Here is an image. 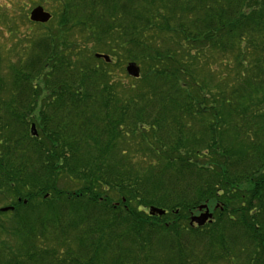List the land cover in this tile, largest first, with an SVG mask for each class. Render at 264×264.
I'll return each mask as SVG.
<instances>
[{
	"label": "trees",
	"instance_id": "trees-1",
	"mask_svg": "<svg viewBox=\"0 0 264 264\" xmlns=\"http://www.w3.org/2000/svg\"><path fill=\"white\" fill-rule=\"evenodd\" d=\"M33 1L52 19L0 53V198L44 209L0 223V264H264V0Z\"/></svg>",
	"mask_w": 264,
	"mask_h": 264
},
{
	"label": "rangeland",
	"instance_id": "rangeland-1",
	"mask_svg": "<svg viewBox=\"0 0 264 264\" xmlns=\"http://www.w3.org/2000/svg\"><path fill=\"white\" fill-rule=\"evenodd\" d=\"M33 2H34L33 0H0V53L3 55V57L5 56L6 60L8 58L7 50L10 51L12 54L14 50L17 49V45L19 46L18 48L19 53L23 51L24 48L28 50L32 43V38H35V31L32 29H37L38 26L33 21H31L29 18L30 11L35 6L34 4H32ZM50 6L51 5H48L47 7L44 6V7L47 11L51 12L50 9L48 8ZM10 31H13L14 34H11ZM7 72L8 70L6 69L4 65L0 67L1 74L7 75ZM127 74L128 73H126L125 75ZM122 151L132 155V153H130V150L128 149V145L123 146ZM138 159L139 157L134 155V158L132 161L133 164H136L135 161ZM26 194L27 193H24V196L22 195L26 199L22 200V198L20 197L18 201H24V203L26 204H28V202L33 201V197H30L31 199H29L27 198V196H25ZM11 202L15 203V200L13 199ZM28 205H29L28 207H25L22 204L19 205L18 207L19 213L15 212V215L12 216L10 213L11 211H14V209H12L11 211L1 210L2 208L8 207L10 205L7 202H4L0 198V223L6 226V228H9L10 223L12 222L11 220L12 218H14V216H18V215L21 216L23 214L26 220H31L33 218L32 216L39 215L44 209L43 207H40L38 205H34V209H33L30 207L31 204H28ZM216 208L221 209L220 205H216Z\"/></svg>",
	"mask_w": 264,
	"mask_h": 264
},
{
	"label": "water",
	"instance_id": "water-1",
	"mask_svg": "<svg viewBox=\"0 0 264 264\" xmlns=\"http://www.w3.org/2000/svg\"><path fill=\"white\" fill-rule=\"evenodd\" d=\"M52 18V14L47 11L43 6L38 5L34 7L31 12H30V19L34 22H41V23H46ZM96 57H101L106 59L107 61L110 60L108 55L105 54H96ZM127 72L133 76V77H139L140 76V67L135 63L131 62L127 65ZM31 130L34 135L37 134V130L35 128V125L33 124L31 127ZM14 207H4L1 210L2 211H7L9 209H13ZM198 210L201 212L200 214H192L191 215V225L196 224L197 226H203L207 222L212 221L213 213L210 212V209L206 203L201 204L198 207ZM166 213L165 209H162L160 207L156 206H151L150 207V214L151 215H163Z\"/></svg>",
	"mask_w": 264,
	"mask_h": 264
},
{
	"label": "flooded vegetation",
	"instance_id": "flooded-vegetation-1",
	"mask_svg": "<svg viewBox=\"0 0 264 264\" xmlns=\"http://www.w3.org/2000/svg\"><path fill=\"white\" fill-rule=\"evenodd\" d=\"M210 211L214 213L215 208H210ZM206 264H208V263H206Z\"/></svg>",
	"mask_w": 264,
	"mask_h": 264
}]
</instances>
